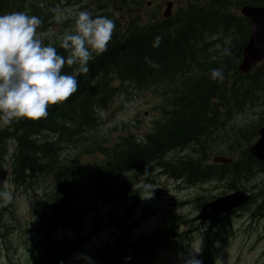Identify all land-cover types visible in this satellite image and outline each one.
Masks as SVG:
<instances>
[{
    "label": "trees",
    "instance_id": "16d2710c",
    "mask_svg": "<svg viewBox=\"0 0 264 264\" xmlns=\"http://www.w3.org/2000/svg\"><path fill=\"white\" fill-rule=\"evenodd\" d=\"M12 1V4L7 6L8 0H0V7L8 9L11 6H23L26 2L25 0ZM246 1L264 6V0H206V4L201 7L189 6L173 25L169 21H157L140 27H131L133 25L131 22L123 28L120 21L116 17L113 18L115 25L124 32L115 28L108 50L90 61L89 73L78 76V91L67 101L49 107V115L46 119L18 120L10 130L0 132V163L5 137L1 133L15 134L17 142L14 143L16 145L14 167L16 171L32 172L35 168L49 170L42 175L52 176L58 185L56 191L53 190L44 197L43 209L57 195L55 207L53 206L46 213L53 215L52 211H54V218L59 217L61 206L66 201L63 215H65V221H68L71 215L70 189L82 179V177L80 179L76 177L74 172L75 164L80 162L76 156L90 150L91 146L93 148L97 146L96 141L88 140L99 126L95 109L107 106L113 94L111 92L116 90L114 81L120 79L137 83V88H153L156 85L163 92L164 105L161 109L162 120L156 122V132L149 138L148 143L141 146L134 142H127L121 153V149L115 152L114 162L112 161L113 163L105 168L109 172H121L132 168L143 169L160 162L171 176L186 178L187 182L192 183L204 182L214 177L223 178L224 174H231L233 169L235 171L232 174H239V176L242 174L250 176L260 171L264 163L255 162L246 151L241 153L238 164L234 163L229 167L203 166L193 159L179 161L172 166L161 163L170 150L182 149L197 141L202 135L210 132L211 126L214 125L216 128L217 125H222L229 119L230 115L235 117L243 112L242 106L250 105V103L253 105L256 92L243 97V104L240 98L236 97L234 88L231 91L225 90L223 93L230 83L229 74L233 68L236 77L239 76L235 67L248 34L242 19L233 16L228 5L234 2L238 5ZM2 13L3 11L0 15ZM229 28L234 30L239 28L240 31H245V34H234L230 44L224 45L222 49L219 48V56L215 54L208 59L201 58V45L205 39L226 32ZM157 36L163 39L160 46L154 48L152 44ZM225 50H228V54H225ZM57 51L60 55H68L67 50L63 48ZM146 57L159 67L154 68L146 63ZM209 61L213 63L204 66ZM215 68H223L222 82H214L210 79L209 73ZM64 72L69 74L67 68ZM262 72H264V63L255 67L250 73L239 77L252 78L261 76ZM67 130L70 133H75L76 130L83 133L90 132L81 143L77 144V155L69 154V152L64 157L65 153L59 152L57 143L50 142L45 136L39 139L44 132L52 136H64ZM242 131L247 130L242 129ZM83 137V134L80 135V140ZM50 215L47 220L50 219ZM47 225L49 228L53 226L50 223ZM173 230V226L166 225L150 235H142L138 241L133 240L129 233L123 230L112 246L114 248L104 250V258L112 257L110 261L108 260L113 262L112 264H128L125 262L127 255L116 258L118 246L122 243L130 248L128 252L137 255L136 261L146 260L147 258L138 252L148 244L166 246L168 240L178 241V244L184 241L182 237L174 239ZM48 239H52L57 244L49 240L45 243L35 241L30 248V264H59L61 258L70 255L71 246L74 251L83 243L80 236L72 242L65 240L63 243L49 233ZM42 244L43 247L40 250Z\"/></svg>",
    "mask_w": 264,
    "mask_h": 264
},
{
    "label": "rangeland",
    "instance_id": "374dc122",
    "mask_svg": "<svg viewBox=\"0 0 264 264\" xmlns=\"http://www.w3.org/2000/svg\"><path fill=\"white\" fill-rule=\"evenodd\" d=\"M58 1L59 4L65 3V0ZM134 1L140 2L141 0ZM174 1L175 5H177V3L181 4L186 2V0ZM38 5L39 4L37 2L33 9L30 10V15L37 16L43 21L38 33L46 44L52 43L53 46L58 48L60 47L59 39L63 35L62 32H69L68 27L75 24V16L81 10L76 8L77 4L72 5L69 8V14L67 15L68 23L66 21H62L59 23L57 22V24H55V26L49 30V25L52 21L53 15L46 7H38ZM159 6L160 8L162 6V9H164L165 7L164 5H162V1L159 3ZM63 8L64 6H62V10ZM12 12L16 13V11ZM95 17L96 16L93 15V18ZM225 34L205 39L203 44H205L204 47L206 53L202 58L208 59L210 57H213L215 54H219V48L226 43H229L230 41L229 37H231V35ZM212 62L213 61H209L207 63ZM204 66H206V63ZM261 76L263 77V79H259L258 76L245 79H236L234 77V73L231 72L230 78L234 82L236 97H238V99H241L243 95H245L244 97H247L254 92L262 91L261 88H263L264 86V75L261 74ZM129 93L130 94L127 97H124L122 95L118 96L114 100L113 105L108 110L101 113V131L109 134L112 140L118 137L119 134L126 133L128 131L142 136L148 130H150L152 122L159 117V101L155 96H153L151 92L137 93L134 90H130ZM127 98H129V100H127ZM243 103L244 98L241 99V104ZM252 107L253 105L250 103V108ZM242 108L244 109L245 113L249 111L246 106H242ZM229 118L233 123L232 119H234V117L230 115ZM239 118V116L236 117V119ZM7 127H9V125H0V129H7ZM253 128L254 122L251 121L249 128L243 129L247 130V134H245V136L243 137L242 135L244 134V131L242 130L239 132L233 130L234 132L232 134L229 125H226L224 128L221 125H217L216 128H211L210 132L203 135L202 138H199L197 141L188 144L184 150L171 152L168 156V159L173 162L175 160H181L187 156L192 155L198 157V162H202L203 164L207 165V158L211 154H228L234 150H238L241 153H244L245 144L247 142L251 143V139L254 136ZM47 133L48 132L43 133V136H45V138H55L54 136ZM52 134L55 135L54 133ZM73 134L75 133H72V135ZM55 136L57 137L56 141L59 142V147L63 150L64 153H66L64 154V156L67 155V152L76 155L78 154L77 144H79L80 142V135L77 137V139L71 138L70 141H67L65 136ZM13 144L14 142L12 140L7 141L5 155L12 162V164ZM146 170L147 169L141 171L135 169L121 171L119 172V175L115 176L110 181L105 190L103 188L99 189V191L105 192V198L108 203L114 202L119 199L130 201L131 208H129L127 212L131 213L133 207L135 206L136 199L134 198L130 190L140 182L146 184L143 186V190L141 192L142 195L139 200V205L136 213L138 215H141V213H145L147 210H151V214L147 215L142 220L141 224L136 229L137 232L152 231L164 222L169 221H174L175 223L180 224V229L186 230L187 228H189V226L188 224H183L182 219H191L195 215L194 204L191 201L192 198L198 194L217 196L222 192L224 188V186L217 184L216 182H209L202 186H191L166 176L163 171L160 172L154 167L149 168V170L147 171ZM21 173L23 174L24 171ZM9 175V169L7 168L0 180V187L5 190V192L10 193L14 200L11 204L12 208L10 209L6 208L7 210H4V208L0 205V220L2 223L11 224L13 218H11L10 215L12 214L15 220H20L22 223H29L31 221L30 216L32 214V209L36 207V204L39 200V195L33 194L35 191V179L32 183L23 185L27 189V191L31 193L25 195V193H21L19 190L17 192L15 186H13L10 181ZM225 181L228 184V181L226 179ZM239 182L240 179H238V183ZM242 184H247L248 187L252 189L250 190L251 193H258L261 190V197H264V172H257L252 179L243 181ZM122 186L127 187L128 190H122L121 196L108 195L107 189L115 190L118 188H122ZM81 187L82 185H77L75 187L74 199L78 195ZM14 191L17 193L16 197H14ZM54 198L51 199L49 204L46 205V207L44 208L45 211L52 209L54 205ZM71 206L75 214L74 216H72L70 222L68 221L66 223L64 221L62 207V213H60L59 220H53L51 218V213L48 223H64L68 225L75 223V220H78V215L74 211V202ZM105 208L106 206L101 202H97L94 205V209L97 210V213L101 218H103V215L105 214ZM125 224H129V219L126 220ZM101 225L102 228H104L99 231L98 234L93 237L89 243L85 245L84 249L81 252L75 254L70 259L69 264L84 263V257H87L91 252H93V250L100 247L104 243L112 240L115 234V228H111V223L106 219H102ZM248 225L249 224L247 221V216H242L241 214H239L235 217V232L230 238L226 240L227 246L219 255L217 260L218 264H264V217L257 218L254 226L248 228ZM193 228L195 229L194 226ZM205 230V226L199 227V229H197L194 233V238L190 243L174 251L161 253L158 261L155 264H184L187 259L193 256L197 260H199L200 254L204 250H206L208 246L207 241L203 236V232ZM11 240L13 245L17 246V248L14 251L9 252L10 260L14 264H25L26 256L22 252V248L17 245V237L14 235ZM48 240L53 242L52 239ZM41 247H43V244L40 246V250ZM126 248V252L130 253L128 252L129 247L127 245ZM118 250L119 247L117 251ZM155 252L152 251L151 253L146 254V258H152ZM6 253V251L0 252V264H9V262L5 259ZM124 255V252H119L117 253L116 257L118 258Z\"/></svg>",
    "mask_w": 264,
    "mask_h": 264
},
{
    "label": "clouds",
    "instance_id": "9594fccd",
    "mask_svg": "<svg viewBox=\"0 0 264 264\" xmlns=\"http://www.w3.org/2000/svg\"><path fill=\"white\" fill-rule=\"evenodd\" d=\"M64 18L57 11V22ZM42 23L39 17L24 12L0 15V125H11L20 119H46L50 106L67 101L78 91V76L89 73L90 61L108 50L116 27L106 16L93 18L92 13L79 11L73 32H65L59 39V46L68 52L63 56L41 38L38 29ZM162 39L155 37L152 47L158 48ZM145 62L159 67L148 57ZM65 65L76 66L72 74L64 72ZM209 77L222 82L223 68L211 70ZM0 199L7 203L12 196L0 192ZM84 259L93 264L91 258ZM184 264L201 262L193 256Z\"/></svg>",
    "mask_w": 264,
    "mask_h": 264
},
{
    "label": "bare ground",
    "instance_id": "6f19581e",
    "mask_svg": "<svg viewBox=\"0 0 264 264\" xmlns=\"http://www.w3.org/2000/svg\"><path fill=\"white\" fill-rule=\"evenodd\" d=\"M234 1V0H233ZM192 11V10H191ZM12 12V11H11ZM209 18V17H208ZM211 18V17H210ZM211 21V20H210ZM215 21V20H214ZM213 22V21H212ZM230 22V21H229ZM175 24V23H174ZM172 25H173V23H172ZM232 26V25H231ZM134 27H137V26H134ZM177 27V26H176ZM115 28H118L119 30H121L118 26H116ZM122 32H124V30H121ZM187 32V31H186ZM225 32V31H224ZM224 32L223 33H221V34H224ZM225 33H227V34H225V35H231V37H229V43H226L225 45H227V44H230L231 43V40H232V36L234 35V34H238V35H241V34H245V31H240L239 30V28H237L236 30H234V29H232V28H229V30H227ZM221 34H217V35H214V36H221ZM186 36V35H185ZM214 36H211V37H214ZM211 37H208V38H211ZM186 39V38H185ZM205 44H203L202 46H201V49H202V52H201V58L204 56V54L206 53V51H205ZM224 46V45H223ZM223 46H221L220 48L222 49V47ZM231 47V46H230ZM57 49H61V47H58ZM219 52V51H218ZM219 56V55H218ZM213 63V62H212ZM208 64H211V63H206V65H208ZM75 67L76 66H68L67 67V65L64 67V69H66L67 68V70L69 71V74H72V72L74 71V69H75ZM202 67H204V66H202ZM231 72H233L234 73V68L230 71V74H229V77H231ZM262 74L264 75V72H262ZM234 77L236 78V79H242L241 77H239V76H237L236 77V74L234 73ZM259 77V79H263V77L262 76H258ZM245 79V78H244ZM264 83V82H263ZM134 84H136V83H134ZM234 88V82H233V80H231V78H230V83H228V85H227V87L224 89V91H223V93H225V90H230L231 91V89H233ZM262 89V91L264 92V86H263V88H261ZM235 90V89H234ZM245 95H243L242 96V98L241 99H243V97H244ZM228 97V96H227ZM240 99V100H241ZM51 107V106H50ZM20 120H22V119H20ZM18 120H16V121H14L11 125H9V127H7V129L6 128H3V129H0V132L1 131H8V130H10V128H11V126L15 123V122H17ZM201 124V123H200ZM214 127V125L213 126H211V128H213ZM211 128H210V130H211ZM19 130V129H18ZM209 130V131H210ZM1 134H4L5 135V137H4V140H3V156H2V159L5 157V155H6V144H7V141H9V140H12L14 143H16L17 142V139H16V137H15V134H11V133H1ZM85 135V136H87L88 134H90V132L89 133H83V132H80L79 130H76V132H75V134H73L72 135V133H70V132H68V130H67V133L64 135L65 136V138H66V140L67 141H70L71 140V138H76L77 139V137L79 136V135ZM245 134H247V131L245 132L244 131V134L242 135L243 137L245 136ZM205 135V134H204ZM30 136V135H29ZM58 137H60V135H57ZM203 136V135H202ZM202 136L200 137V138H202ZM43 137V134H41L40 135V137H39V139H41ZM55 137V136H54ZM62 137V136H61ZM56 138L57 137H55L54 139L53 138H46L47 140H49L50 142H54V143H57V147L59 148V152H61V151H63L60 147H59V142L58 141H56ZM187 146V145H186ZM185 146V147H186ZM185 147H183L182 149H175V150H170L167 154H165V156L163 157V159L161 160V163H166V164H169V165H174V164H176L177 162H179V161H185V160H188V159H193V160H195L196 162H198L197 161V159H198V157L197 156H187V157H185L184 159H181V160H175V161H173V162H171L169 159H168V156H169V154L171 153V152H173V151H177V150H184L185 149ZM15 148H16V145H14L13 144V152H12V159H13V166H14V159H15ZM25 148V147H24ZM69 152H67V154H68ZM1 154V153H0ZM66 154V153H65ZM65 157V156H64ZM47 163V162H46ZM171 163H173V164H171ZM198 163H200L201 165H203V166H208V165H205V164H203L202 162H198ZM248 164V163H247ZM244 166V165H243ZM151 167H154V168H156V169H158L160 172L161 171H163L164 172V174L166 175V176H168V177H175V176H171L162 166H161V164H160V162H158V163H155V164H153V165H151V166H149V167H147V168H143V169H139V168H132V169H126V170H144V169H147V170H149V168H151ZM245 167V166H244ZM146 170V171H147ZM47 171H49V170H44V169H40V168H35V170L34 171H27V170H24V173L22 174V173H19V172H17L16 171V173H17V178H18V182H19V184L20 185H25V184H30V183H32L33 182V180L35 179V177L36 176H38V175H41V174H43V173H45V172H47ZM233 171H235V169H233L232 170V172ZM261 171V170H260ZM232 172H231V174H224L222 177H224V179H226L227 181H228V185L229 186H233V187H237V186H240V184H242V182L243 181H247V180H250V179H252L253 177H254V175L257 173V172H259V171H257V172H255L253 175H250V176H246V175H244V174H242V176L240 175L239 176V174H232ZM59 178V177H58ZM179 180H181V181H187L186 180V178H178ZM238 179H240V184L238 183ZM206 181V180H205ZM204 181V182H205ZM204 182H200V183H204ZM75 187L76 186H74V188H71L70 189V193H71V199H70V202H69V208L71 209V215H70V217H69V219H68V221L70 222L71 221V218H72V216H74V212H73V210H72V204H73V200H74V196H75ZM119 189V191H120V193H115V190H111V189H107V192H108V195L109 196H115V195H117V196H121V191L123 190H126L127 189V187H125V186H122V188H118ZM128 190V189H127ZM56 197H57V195H55V198H54V207H55V204H56ZM61 202H63L62 201V199H61ZM64 205L66 206V201L64 202V204H62V206H61V209H62V207H64ZM63 211V210H62ZM53 212V215L51 216V218L53 219V220H59V218H60V216L59 217H56V218H54V211H52ZM62 213V212H61ZM63 219H64V221H65V215H63ZM68 221H65L66 223L68 222ZM47 241V240H46ZM45 241V242H46ZM44 242V243H45ZM51 243H53V244H57V243H54V241L52 242V241H50ZM119 250L117 251V253H119V252H121L122 250H124V253H125V255H127L128 257H127V259L125 260V262L126 263H128V264H135L136 263V258H137V255H133V254H131V253H127L126 252V250H127V248H126V245H124V244H120L119 246ZM72 247H70V252H72V249H71ZM58 249V248H57ZM157 249V247L155 246V245H153V244H148L147 246H145L144 247V249H141V251H139L138 252V254H140L141 256H143V257H145L146 258V254H148V253H151L152 251H154L155 252V250ZM49 251V250H48ZM61 253V252H60ZM67 256V255H66ZM65 258V257H64ZM64 258H61V261L64 259ZM117 258V257H116ZM129 261H135L134 263H131V262H129ZM113 262H107V263H105V264H112Z\"/></svg>",
    "mask_w": 264,
    "mask_h": 264
},
{
    "label": "water",
    "instance_id": "95a60500",
    "mask_svg": "<svg viewBox=\"0 0 264 264\" xmlns=\"http://www.w3.org/2000/svg\"><path fill=\"white\" fill-rule=\"evenodd\" d=\"M244 14L250 18L252 38L243 50V61L239 66L240 71H245L258 60L264 58V11L245 8ZM260 140L250 149L254 157L264 159V129L260 132ZM224 161L223 159H220ZM237 195L220 201V204L231 205L238 201Z\"/></svg>",
    "mask_w": 264,
    "mask_h": 264
}]
</instances>
